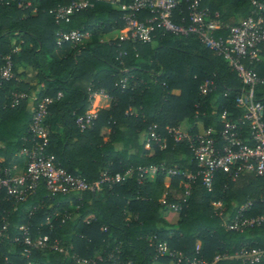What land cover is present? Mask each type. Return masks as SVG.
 I'll return each mask as SVG.
<instances>
[{"label":"trees","instance_id":"1","mask_svg":"<svg viewBox=\"0 0 264 264\" xmlns=\"http://www.w3.org/2000/svg\"><path fill=\"white\" fill-rule=\"evenodd\" d=\"M4 1L8 3L0 4V65L11 53L13 75L0 82V175L4 168L13 172L24 157L20 151L30 145L25 137L36 103L47 96L44 151L53 154L67 173L87 182L96 181L105 169L120 178L111 185L102 183L94 194L90 189L50 194L39 181L24 201H15L0 188V226L7 223L6 235L0 236V264H73L75 256L97 255L106 264L114 260L192 264L196 257L214 264H264L229 256L214 260L242 245L264 249L263 228L233 231L223 225L224 217L234 215L247 199H255L247 215L262 208L264 177L245 171L232 180L219 170L208 191L197 176L182 201L183 177L166 172L169 167L197 170L189 141H175L168 127L177 126L191 138L210 127L220 143L221 112L242 114L234 99L244 85L222 55L193 34L158 30L151 41L120 39L122 11L102 1L58 21L53 10L72 0H30L28 6L26 0ZM201 6L217 14L223 27L214 35L223 37L228 35L225 26L236 24L253 8L249 0H201ZM173 20L187 22L184 4L174 11ZM74 28L89 36L80 45L62 43L71 52L54 57L56 31ZM262 56L252 62L243 59L259 76L264 74ZM26 65L32 67L39 87L31 110V87L20 79L19 71ZM121 78H126L124 87L116 85ZM207 78L213 87L202 94L199 85ZM101 90L109 96V106L97 110L93 125L81 130L76 118L90 108V92ZM254 95L264 110V82L254 86ZM149 126H154L160 140L147 144ZM239 127L242 138L251 144L247 124ZM130 166L134 169L127 172ZM138 166L157 169L153 174L140 173ZM175 203L181 205L177 212L171 208ZM174 212L178 214L175 223L171 222ZM63 214L69 217L62 220ZM21 224L30 225L33 237H48L43 245L31 248L29 257L22 253L25 244L13 241ZM158 241L166 242L173 255H160ZM53 243L62 249H54Z\"/></svg>","mask_w":264,"mask_h":264},{"label":"built area","instance_id":"2","mask_svg":"<svg viewBox=\"0 0 264 264\" xmlns=\"http://www.w3.org/2000/svg\"><path fill=\"white\" fill-rule=\"evenodd\" d=\"M95 1H102L117 5L122 14L120 19L123 27L120 29V39L151 41L158 30L180 35H195L200 42L207 48L222 55L228 62L232 71L236 73L243 87L236 95L234 102L242 109V114L234 116L231 112L224 109L220 116L222 127L219 132L220 143L217 138L211 135V128H204L198 132L194 138L183 132L177 126L167 128L175 141L187 139L196 160V173L190 171H179L175 167H169L166 172L169 175L180 174L183 177V198L185 201L189 195L191 183L200 177L202 185L211 191L215 173L222 170L233 180L241 172H253L255 175L264 177V120L263 104L255 98L254 86L257 83L264 82V74L259 76L254 68L248 67L243 59L252 62L260 60L264 56V1L249 0L252 5V11L246 17L233 25L225 26L228 28V35L215 36L214 31L223 27L221 22L216 19L217 14L211 15L206 7L201 6V0H72L67 5H58L53 11L56 15V21L66 19L75 11L92 7ZM8 1L0 0V4ZM30 4V0L25 1V6ZM184 4L187 9V22L178 23L173 20L175 10ZM181 12V11H180ZM89 36L87 31L81 28L56 31V44L62 45L64 42H71L73 46L82 44V40ZM17 50L12 48V52ZM262 56V57H263ZM12 57L11 53L3 57L0 65V82L11 78ZM116 85L124 87L126 78H121ZM213 87L211 79L207 78L199 85L202 94H206ZM104 93L91 91L90 108L81 115H78L76 122L81 130L93 125L97 117V110L92 107L93 99ZM25 96L24 93L20 94ZM61 94L59 93L58 96ZM19 95L13 97L12 104H16ZM49 97H43L36 103L33 112L32 122L29 126V135L25 137L30 145L23 148L20 154L25 159V169L22 173L12 172L9 168L3 169V175H0V188L5 189L9 197L15 201H24L27 196L37 187L39 181L44 183L46 190L50 194L67 193L70 191H81L86 189L100 188L104 182L110 185L119 180V176H113L105 169L100 173L99 178L90 183L85 179L67 173L61 168L53 154L46 153L44 146L47 143L48 130L44 123L47 103ZM246 123L250 135L251 144L247 143L241 136L239 124ZM160 140L154 126H149L146 143ZM164 169V166L160 167ZM133 167H128L127 172L133 171ZM157 167L138 166L140 173L153 174ZM262 208L256 214L247 215L246 212L253 208L255 199H247L245 203L231 217H224L223 225L226 229L233 231H242L248 227H261L264 229V196L259 198ZM216 207H220L216 204ZM173 211H179L181 205L175 203L171 205ZM222 214L221 211L218 212ZM55 215L59 213L54 212ZM69 217L68 214H63ZM50 216L47 217V221ZM7 223L0 226V236L6 235ZM106 227H104L105 229ZM19 235L13 237V241H19L25 244L22 251L23 255L29 257L31 248L37 245H43L47 240L46 235L32 236L29 224L19 226ZM54 249L61 250L62 247L53 243ZM156 249L160 255H173L164 241L156 243ZM229 256L241 259L243 262L264 261V249L256 246L242 245L235 249L231 254H218L214 260ZM103 258L97 255L91 259L74 257L73 264H106L101 263ZM29 263V261L27 262ZM26 263V264H27ZM111 264H130V261H113ZM192 264H214V261L208 263L202 258H194Z\"/></svg>","mask_w":264,"mask_h":264},{"label":"crops","instance_id":"3","mask_svg":"<svg viewBox=\"0 0 264 264\" xmlns=\"http://www.w3.org/2000/svg\"><path fill=\"white\" fill-rule=\"evenodd\" d=\"M71 52V48L67 45L65 46H58L55 47L52 54L54 57L56 58H62L65 57L66 55H68ZM20 72H22L20 79L24 82L29 83L30 85V93H29V98H28V108L31 110L32 109V105H33V101L36 97V92L38 90V79L36 77V75L33 72V69L30 65H26L22 68L19 69ZM110 103V98L107 94L105 93H101L98 94L92 102V107L96 110H100V109H106L108 108ZM24 167H25V159L24 157H20L19 159V163L15 164L13 166V172L15 173H22L24 171ZM178 219V214L177 213H173L171 216V222L175 223L176 220Z\"/></svg>","mask_w":264,"mask_h":264},{"label":"water","instance_id":"4","mask_svg":"<svg viewBox=\"0 0 264 264\" xmlns=\"http://www.w3.org/2000/svg\"><path fill=\"white\" fill-rule=\"evenodd\" d=\"M92 193H93V194L95 193V190H94V189L92 190Z\"/></svg>","mask_w":264,"mask_h":264}]
</instances>
